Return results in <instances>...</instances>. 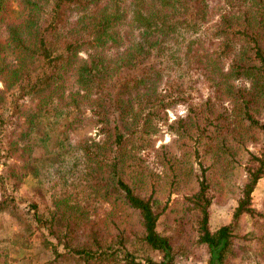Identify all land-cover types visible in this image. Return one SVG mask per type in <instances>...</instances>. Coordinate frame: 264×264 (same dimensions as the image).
Here are the masks:
<instances>
[{
  "label": "trees",
  "instance_id": "obj_1",
  "mask_svg": "<svg viewBox=\"0 0 264 264\" xmlns=\"http://www.w3.org/2000/svg\"><path fill=\"white\" fill-rule=\"evenodd\" d=\"M0 81V211L24 223L4 241L52 251L46 264H181L196 245L207 264H264V0H0ZM87 124L97 137H78ZM163 125L198 160L175 216L144 154ZM240 146L237 205L214 229L212 176Z\"/></svg>",
  "mask_w": 264,
  "mask_h": 264
},
{
  "label": "rangeland",
  "instance_id": "obj_2",
  "mask_svg": "<svg viewBox=\"0 0 264 264\" xmlns=\"http://www.w3.org/2000/svg\"><path fill=\"white\" fill-rule=\"evenodd\" d=\"M11 18L20 16V9L15 4L11 12ZM0 81V87L2 86ZM187 107L185 105H178L167 109V115L170 121L176 120L179 116L185 115ZM78 137L84 135L97 137L98 129L93 124H87L77 131ZM153 146L144 151L153 175L149 176L150 180H157L159 183V195L164 201L170 204V216L179 215L182 213L183 200L181 197L195 188L196 182L194 180L193 172L198 165V160L195 152V141L186 135L172 134L168 126L163 125L160 131L153 136ZM164 145H169L165 151L171 162L167 160L160 162L158 152ZM164 151V150H163ZM235 160L229 155L226 160L231 159L230 166L232 169L223 174L222 168L216 169L217 174H213L212 178L220 189L219 198L212 207L211 226L218 228L222 224L228 223L232 219V214L237 205V196L239 187L245 179L244 161L246 157V150L243 146L238 148ZM175 156V158H174ZM214 158L209 157V162H214ZM163 164V165H162ZM153 166V167H152ZM219 166V165H218ZM225 175L222 178V174ZM221 183V184H220ZM37 181L32 175H28L20 186V189L25 194H33ZM254 204L260 209L264 210V178L260 180L257 189L253 193ZM127 224H133L135 220L130 216L125 217ZM245 231L252 229L251 219L249 217L244 219ZM169 224L168 218L162 217L159 223V228L164 229ZM16 232H24L23 221L14 216L9 209L0 211V264H46L53 259V253L50 250L38 251L36 248H21L17 243H9L4 241V238L11 236ZM255 241H251L253 246ZM38 245V241H34ZM260 242L256 247L260 249L262 246ZM208 249L206 246L196 245L189 259L184 260L181 264H207ZM53 264H69L63 260L57 261Z\"/></svg>",
  "mask_w": 264,
  "mask_h": 264
}]
</instances>
